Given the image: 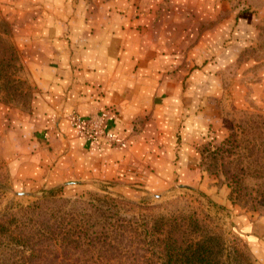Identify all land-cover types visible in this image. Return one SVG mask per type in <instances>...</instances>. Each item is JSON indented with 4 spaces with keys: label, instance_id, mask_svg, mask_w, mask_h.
<instances>
[{
    "label": "crops",
    "instance_id": "crops-1",
    "mask_svg": "<svg viewBox=\"0 0 264 264\" xmlns=\"http://www.w3.org/2000/svg\"><path fill=\"white\" fill-rule=\"evenodd\" d=\"M0 12L34 86L15 160L39 186L194 188L222 98L264 101V0H0ZM99 112L125 146L70 124ZM239 232L264 264V216Z\"/></svg>",
    "mask_w": 264,
    "mask_h": 264
},
{
    "label": "rangeland",
    "instance_id": "rangeland-1",
    "mask_svg": "<svg viewBox=\"0 0 264 264\" xmlns=\"http://www.w3.org/2000/svg\"><path fill=\"white\" fill-rule=\"evenodd\" d=\"M33 96L13 29L0 12V264H160L157 238L171 232L184 238L219 234L229 264H261L239 229L264 216V101L222 98L215 111L219 121L209 125L199 146V183L152 193L91 179L37 185L15 160L25 149L15 137L33 109ZM67 213L90 220L109 237L123 233L124 240L110 242L125 257L101 259L100 246L64 243L56 219Z\"/></svg>",
    "mask_w": 264,
    "mask_h": 264
},
{
    "label": "trees",
    "instance_id": "trees-1",
    "mask_svg": "<svg viewBox=\"0 0 264 264\" xmlns=\"http://www.w3.org/2000/svg\"><path fill=\"white\" fill-rule=\"evenodd\" d=\"M53 196V195H51ZM195 225H199L197 219H193ZM58 223V235L62 236L64 243H86L92 247L100 246L101 259H112L121 256L125 257L123 252L117 248L116 244L110 241L117 240L125 235L117 233L116 239L109 237L105 231L95 229V225L87 219H77L67 213L56 219ZM117 228V225H113ZM93 228V229H92ZM104 230H107L105 228ZM118 230V229H117ZM156 230V229H155ZM108 231V230H107ZM183 237V236H182ZM172 232L164 237H158L161 247L160 264H229L230 254H227L226 242L221 235L216 233H207L202 236L182 238ZM106 246L104 247V245ZM106 251L109 256L106 255ZM96 260L93 264H97Z\"/></svg>",
    "mask_w": 264,
    "mask_h": 264
},
{
    "label": "built area",
    "instance_id": "built-area-1",
    "mask_svg": "<svg viewBox=\"0 0 264 264\" xmlns=\"http://www.w3.org/2000/svg\"><path fill=\"white\" fill-rule=\"evenodd\" d=\"M108 119V112H99L87 117L74 114L70 118V124L80 137L91 140L103 138L114 146H125L117 134L108 130Z\"/></svg>",
    "mask_w": 264,
    "mask_h": 264
},
{
    "label": "water",
    "instance_id": "water-1",
    "mask_svg": "<svg viewBox=\"0 0 264 264\" xmlns=\"http://www.w3.org/2000/svg\"><path fill=\"white\" fill-rule=\"evenodd\" d=\"M20 195H32L33 193L30 192H18Z\"/></svg>",
    "mask_w": 264,
    "mask_h": 264
}]
</instances>
